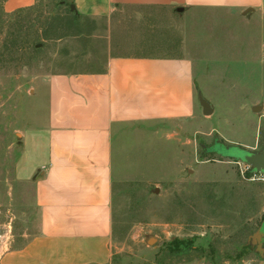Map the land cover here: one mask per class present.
I'll return each mask as SVG.
<instances>
[{
	"label": "rangeland",
	"instance_id": "374dc122",
	"mask_svg": "<svg viewBox=\"0 0 264 264\" xmlns=\"http://www.w3.org/2000/svg\"><path fill=\"white\" fill-rule=\"evenodd\" d=\"M58 2L37 0L13 14L0 7V245L35 226L32 185L17 178L16 166L22 134L43 123L40 79L101 69L109 54H165L191 60L195 114L177 128L138 125L115 136L109 264H264V180L210 150L264 148V15L130 7L120 17L124 37L109 39L102 24L89 38H49L56 37L50 22L66 10ZM198 94L213 108L209 115ZM177 240L180 251L171 253Z\"/></svg>",
	"mask_w": 264,
	"mask_h": 264
},
{
	"label": "crops",
	"instance_id": "0c3cea01",
	"mask_svg": "<svg viewBox=\"0 0 264 264\" xmlns=\"http://www.w3.org/2000/svg\"><path fill=\"white\" fill-rule=\"evenodd\" d=\"M36 2L0 0V7L10 14ZM72 5L91 21L86 38L104 25L109 39L120 37V17L130 7L169 15L196 8L264 15V0H73ZM114 28L119 30L112 35ZM194 90L191 60L165 54H109L98 70L44 75L37 88L45 105L43 123L22 134L16 166L17 178L32 185L35 226L7 238L5 248L0 245V264H109L115 136L138 125L182 126L195 114Z\"/></svg>",
	"mask_w": 264,
	"mask_h": 264
},
{
	"label": "water",
	"instance_id": "95a60500",
	"mask_svg": "<svg viewBox=\"0 0 264 264\" xmlns=\"http://www.w3.org/2000/svg\"><path fill=\"white\" fill-rule=\"evenodd\" d=\"M70 10H74V6L70 5ZM176 11L182 12V7H177ZM198 103L201 107V111L203 115H209L212 113L213 108L210 104L200 95L198 94ZM258 106L252 107V110H257ZM224 157L232 158L234 160H239L250 166L253 172H262L264 173V148L260 151H251L246 148L239 146H222L220 144H215L211 149ZM155 238L150 236L147 238V242L151 243Z\"/></svg>",
	"mask_w": 264,
	"mask_h": 264
},
{
	"label": "trees",
	"instance_id": "16d2710c",
	"mask_svg": "<svg viewBox=\"0 0 264 264\" xmlns=\"http://www.w3.org/2000/svg\"><path fill=\"white\" fill-rule=\"evenodd\" d=\"M59 4V7L60 6H66V10H65V13L63 15V19L60 17L58 18V21L55 20V21H51L50 24H53V31H51V34L55 35L56 37H49L46 33L44 34L45 38L46 37H49V38H60L64 35H68V34H72V35H80V36H83L84 35V32H85V26L83 27V23L84 21L86 22H91L87 17H84V16H79L75 13L74 10H70V5L73 4V0H59L58 2ZM31 7H28V8H24V9H19L15 12H12L10 14H13V13H18L20 11H23V10H29ZM51 18V17H50ZM52 19V18H51ZM54 19V18H53ZM59 20H63L61 23V21ZM72 25L73 27H76V31L75 33H69V32H66V33H59L58 29L59 27H66V26H70ZM46 31V30H45ZM60 34V35H58ZM85 37V36H83ZM86 38V37H85ZM38 50V49H36ZM246 175L249 176L250 175V172L247 171L246 172ZM264 219V213L262 214V217ZM184 241H181V240H177L176 242H173V248H171V246L168 247V250L171 252V253H177L180 251V247L178 248V245L179 243H182Z\"/></svg>",
	"mask_w": 264,
	"mask_h": 264
},
{
	"label": "built area",
	"instance_id": "2783aa9c",
	"mask_svg": "<svg viewBox=\"0 0 264 264\" xmlns=\"http://www.w3.org/2000/svg\"><path fill=\"white\" fill-rule=\"evenodd\" d=\"M247 171L250 172L249 177H250L251 179H255V178H257V179L264 180V173H262V172H253V171L251 170L250 166H248V165H247V168H246V172H247Z\"/></svg>",
	"mask_w": 264,
	"mask_h": 264
}]
</instances>
